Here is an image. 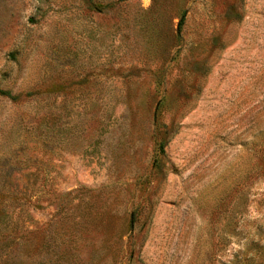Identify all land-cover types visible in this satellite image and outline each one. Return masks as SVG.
Returning a JSON list of instances; mask_svg holds the SVG:
<instances>
[{
	"label": "rangeland",
	"instance_id": "374dc122",
	"mask_svg": "<svg viewBox=\"0 0 264 264\" xmlns=\"http://www.w3.org/2000/svg\"><path fill=\"white\" fill-rule=\"evenodd\" d=\"M0 264H264V0H0Z\"/></svg>",
	"mask_w": 264,
	"mask_h": 264
},
{
	"label": "trees",
	"instance_id": "16d2710c",
	"mask_svg": "<svg viewBox=\"0 0 264 264\" xmlns=\"http://www.w3.org/2000/svg\"><path fill=\"white\" fill-rule=\"evenodd\" d=\"M0 95L1 96H6V93L0 90Z\"/></svg>",
	"mask_w": 264,
	"mask_h": 264
}]
</instances>
